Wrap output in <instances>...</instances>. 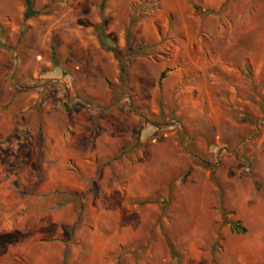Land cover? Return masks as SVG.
Wrapping results in <instances>:
<instances>
[{"label":"rangeland","instance_id":"1","mask_svg":"<svg viewBox=\"0 0 264 264\" xmlns=\"http://www.w3.org/2000/svg\"><path fill=\"white\" fill-rule=\"evenodd\" d=\"M32 1L0 0V264H264V0Z\"/></svg>","mask_w":264,"mask_h":264},{"label":"trees","instance_id":"2","mask_svg":"<svg viewBox=\"0 0 264 264\" xmlns=\"http://www.w3.org/2000/svg\"><path fill=\"white\" fill-rule=\"evenodd\" d=\"M40 13V10H38V9H35L34 7H33V1L32 0H26V11H25V18H29V17H32V16H35V15H37V14H39ZM95 29L98 31V35H99V38H100V40L104 43V44H106L105 43V41H104V39H105V33H104V29H105V21H103V22H101L100 24H97L96 26H95ZM152 45L151 44H140V45H138V47H137V52H139V54H140V50L142 49V50H144V49H147V48H150ZM107 48L108 49H110V50H115V48H113L112 46H107ZM116 51V50H115ZM142 53V52H141ZM125 72H126V65L125 64H122L121 65V73H122V77H124V74H125ZM203 163L205 162V161H203V160H201ZM200 161V162H201ZM201 162V163H202ZM235 228V230H240V228H239V226H235L234 227Z\"/></svg>","mask_w":264,"mask_h":264}]
</instances>
